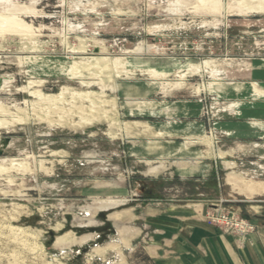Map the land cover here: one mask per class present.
<instances>
[{
    "label": "rangeland",
    "instance_id": "1",
    "mask_svg": "<svg viewBox=\"0 0 264 264\" xmlns=\"http://www.w3.org/2000/svg\"><path fill=\"white\" fill-rule=\"evenodd\" d=\"M84 57L107 69L58 68ZM0 78V264H141L92 249L110 213L152 202L203 205L241 239L264 226L242 189L264 187V0H0ZM73 92L101 107L73 116Z\"/></svg>",
    "mask_w": 264,
    "mask_h": 264
},
{
    "label": "crops",
    "instance_id": "2",
    "mask_svg": "<svg viewBox=\"0 0 264 264\" xmlns=\"http://www.w3.org/2000/svg\"><path fill=\"white\" fill-rule=\"evenodd\" d=\"M256 107L248 111V115L258 120L264 119V109H261L259 103ZM262 122H255V127H264ZM206 165L198 169L188 167L182 173L198 170L200 174H207L210 168L206 169ZM257 170V174L255 169L252 173L264 177V167L259 166ZM258 182L264 184V180ZM243 192V197L248 200L259 193L264 194V187ZM134 210H122L108 215L107 222L113 228V238L107 243L96 245V249H92L93 258H121V255L139 246L143 254L141 264H264V226H261L258 233L241 239L207 225L203 217V205L196 208L187 204L152 202L144 205L138 215Z\"/></svg>",
    "mask_w": 264,
    "mask_h": 264
},
{
    "label": "bare ground",
    "instance_id": "3",
    "mask_svg": "<svg viewBox=\"0 0 264 264\" xmlns=\"http://www.w3.org/2000/svg\"><path fill=\"white\" fill-rule=\"evenodd\" d=\"M31 57L30 56L24 57L25 61L26 60L29 61V59ZM106 61H108V60L105 57H99V58H96V57H90V58L86 57L85 58L84 57L81 60V62H79V63L61 64L60 67H58V68L60 69V71L64 75L65 74H79L81 72L86 73L88 71H95L96 73L100 74V73H103L107 69V62ZM43 62L44 61H42L40 63H43ZM262 94H264V93L262 92ZM61 95H62V93H60L58 97L60 98ZM91 95L92 94H88V93H76V92L70 93V97L67 100V102L72 105L70 112L73 116L82 118L83 115L87 114L85 112H90L91 114H95L94 112L97 111L96 108L101 107L100 101H97V102H95V101L100 99V98H98L96 95H94L97 98V99H94L93 97H90ZM54 98H57V97L44 96L43 94H38L36 96V100H37L36 103L39 102L40 105H51L52 101H53L52 99H54ZM55 102H57V101H55ZM62 102H64V101H62ZM85 103H87V105H85ZM257 188H258L257 186H253L252 188H250L249 185L242 187V189L244 191H246V189L248 191H253L254 189H257ZM17 231L21 232L19 229H17Z\"/></svg>",
    "mask_w": 264,
    "mask_h": 264
},
{
    "label": "water",
    "instance_id": "4",
    "mask_svg": "<svg viewBox=\"0 0 264 264\" xmlns=\"http://www.w3.org/2000/svg\"><path fill=\"white\" fill-rule=\"evenodd\" d=\"M2 85V79L0 78V86ZM11 138L4 137L0 139V156L4 153V151L8 148L10 144Z\"/></svg>",
    "mask_w": 264,
    "mask_h": 264
},
{
    "label": "built area",
    "instance_id": "5",
    "mask_svg": "<svg viewBox=\"0 0 264 264\" xmlns=\"http://www.w3.org/2000/svg\"><path fill=\"white\" fill-rule=\"evenodd\" d=\"M222 218H226L225 216H221ZM228 219V217L226 218ZM241 227H245L247 229H252L253 227L250 226L248 223L244 222V220H241V224H240ZM103 264H112V260L111 261H106V262H103Z\"/></svg>",
    "mask_w": 264,
    "mask_h": 264
}]
</instances>
